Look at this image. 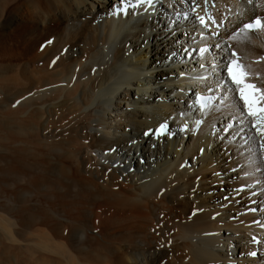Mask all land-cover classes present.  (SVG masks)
<instances>
[{"label": "bare ground", "instance_id": "obj_1", "mask_svg": "<svg viewBox=\"0 0 264 264\" xmlns=\"http://www.w3.org/2000/svg\"><path fill=\"white\" fill-rule=\"evenodd\" d=\"M129 3L0 0V264H264V0Z\"/></svg>", "mask_w": 264, "mask_h": 264}, {"label": "snow or ice", "instance_id": "obj_2", "mask_svg": "<svg viewBox=\"0 0 264 264\" xmlns=\"http://www.w3.org/2000/svg\"><path fill=\"white\" fill-rule=\"evenodd\" d=\"M145 0H137V4L144 3ZM147 3L151 4L153 0H146ZM207 2V0H206ZM251 2V0H249ZM121 3L124 4V7H117L114 14H120L123 12L125 15H128V8L135 7L136 5H131L129 0H121ZM200 23L205 25V20L203 17H198ZM264 27V21L260 17H255V19L249 23L243 25V28L239 31L243 32L245 30H253ZM219 47V45H217ZM206 49H200L201 53H204ZM175 55V54H173ZM233 57L236 56L235 51L231 53ZM203 67V65H201ZM227 76L231 80V83L236 86L235 91L238 92L239 100L243 102V108L240 109L241 115H244L246 112L247 117L253 118L251 121V126L256 129V131L264 135V90L257 87L254 83H249L246 80L248 73L244 70V66L237 62V59L231 60L226 66ZM223 87V85H221ZM211 91V89H209ZM196 103L200 106L201 109H204L206 106V100L210 99L208 97H203L201 94H196ZM205 101V102H202ZM19 103V101H17ZM200 123L199 121L197 122ZM166 127L165 124H161L158 129L155 131L160 132ZM186 127V126H185ZM231 125H229V128ZM184 130V129H181ZM152 131V130H149ZM148 132H145V135H148ZM203 151V150H202ZM243 189H237V192L242 191ZM255 240V238H253ZM258 242V241H257ZM256 253H249V255H255Z\"/></svg>", "mask_w": 264, "mask_h": 264}, {"label": "rangeland", "instance_id": "obj_3", "mask_svg": "<svg viewBox=\"0 0 264 264\" xmlns=\"http://www.w3.org/2000/svg\"><path fill=\"white\" fill-rule=\"evenodd\" d=\"M184 15H185V13H184ZM235 31H236V30H235ZM235 34H236V32H235ZM184 36H185V34H184ZM196 40H197V39H195V41H196ZM185 56H186V55H185ZM188 57H189V59H190V57H191L190 53L188 54ZM186 122H188V124L192 122L193 124L197 125V124H196V121H194V120L191 119V118H190V121H189V119H188V121L186 120ZM193 127H194V125H193ZM191 128H192V127L188 128V129H191ZM224 129H225V128H224ZM2 176H3V175H0V178H1V179H3ZM4 179H5V177H4ZM1 188H3V186H1ZM1 195H2V197H1ZM1 195H0V197H1V198H0V202H1V201H2V202H3V201L6 202V198L3 197L4 195H3V194H1ZM254 251H256V250H254ZM254 251H253V252H254ZM253 252H252V253H253Z\"/></svg>", "mask_w": 264, "mask_h": 264}]
</instances>
